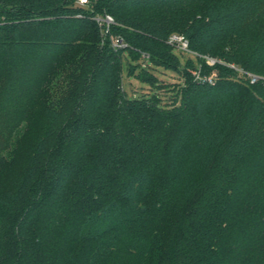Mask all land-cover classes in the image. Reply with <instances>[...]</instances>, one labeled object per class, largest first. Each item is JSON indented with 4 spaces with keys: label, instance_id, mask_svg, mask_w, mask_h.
Wrapping results in <instances>:
<instances>
[{
    "label": "trees",
    "instance_id": "obj_1",
    "mask_svg": "<svg viewBox=\"0 0 264 264\" xmlns=\"http://www.w3.org/2000/svg\"><path fill=\"white\" fill-rule=\"evenodd\" d=\"M0 264H264V0H0Z\"/></svg>",
    "mask_w": 264,
    "mask_h": 264
},
{
    "label": "rangeland",
    "instance_id": "obj_2",
    "mask_svg": "<svg viewBox=\"0 0 264 264\" xmlns=\"http://www.w3.org/2000/svg\"><path fill=\"white\" fill-rule=\"evenodd\" d=\"M188 54L185 53V56H187ZM159 77V79L161 80V83L168 85L165 86L162 90H159L161 96L163 98H168V96H170V94H172L173 89L175 88V85L177 84L176 82H178L179 76L170 71V70H163V69H159V71H155ZM124 85L126 87V89L128 90V92L131 93V91H139L141 92L142 90H148L150 89L148 84L142 83L139 80L135 79V78H129L126 76V74L124 73ZM173 88V89H172Z\"/></svg>",
    "mask_w": 264,
    "mask_h": 264
},
{
    "label": "built area",
    "instance_id": "obj_3",
    "mask_svg": "<svg viewBox=\"0 0 264 264\" xmlns=\"http://www.w3.org/2000/svg\"><path fill=\"white\" fill-rule=\"evenodd\" d=\"M81 3L83 2H86L87 0H79ZM103 21H105L106 23H111L113 22V19L110 15H107ZM168 42L172 45H174L175 47L181 49V50H184V51H189V45H188V40L187 38L183 35V34H180V33H172L170 36H169V39H168ZM214 59L212 58H208V62L209 63H214ZM257 79L256 76L254 75H251V80L252 81H255Z\"/></svg>",
    "mask_w": 264,
    "mask_h": 264
}]
</instances>
